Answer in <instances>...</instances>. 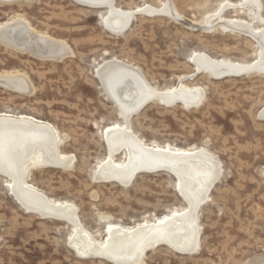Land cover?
I'll return each mask as SVG.
<instances>
[{
  "label": "rangeland",
  "instance_id": "obj_1",
  "mask_svg": "<svg viewBox=\"0 0 264 264\" xmlns=\"http://www.w3.org/2000/svg\"><path fill=\"white\" fill-rule=\"evenodd\" d=\"M164 1L115 3L134 9ZM172 1L180 16L136 14L121 35L102 23L104 6L75 0L0 3V25L23 16L72 50L63 60H45L0 43V73H24L34 86L25 94L0 84V113L30 115L51 124L60 150L74 156L73 161L66 168L35 162L25 182L51 200L75 205L84 230L104 243L110 227L158 220L182 210L187 201L169 172L141 173L127 186L96 179L95 171L107 157L105 130L125 124L98 77V65L113 56L124 59L160 88L189 74L184 83L205 93L198 107L149 102L132 115L128 127L148 144L204 148L222 172L197 209L198 248L182 254L161 242L146 249L138 264H264V74L214 78L194 72L190 60L194 51H205L253 62L260 45L251 34L203 25L227 0ZM225 15L262 27L245 8L229 9ZM123 156L125 160L123 153L116 159ZM10 191L9 180L0 176V264H117L78 253L71 241L73 224L27 211Z\"/></svg>",
  "mask_w": 264,
  "mask_h": 264
},
{
  "label": "bare ground",
  "instance_id": "obj_2",
  "mask_svg": "<svg viewBox=\"0 0 264 264\" xmlns=\"http://www.w3.org/2000/svg\"><path fill=\"white\" fill-rule=\"evenodd\" d=\"M17 1L21 0H0V3ZM75 1L93 7H106V12H101L102 23L118 35L128 29L136 14H168L175 18L180 16L171 0H165L159 6L144 4L134 9H124L115 0ZM239 8H245L246 12L248 10L250 17L260 21L262 27L258 29L246 19L225 15L229 9L237 11ZM262 8L261 0H227L202 21L210 30L220 27L225 31L251 34L260 45L258 59L242 62L217 58L205 51H194L190 57L196 67L194 72L203 71L214 78L227 74L232 76L233 73L264 74ZM0 43L45 60L60 61L72 53L65 40L38 30L28 19L19 15L0 25ZM96 70L107 95L125 123L105 130L107 157L96 169V179L127 186L141 173L169 172L178 179L180 191L187 201L186 207L174 210L155 221H145L129 227L112 226L104 243L94 240L82 227L75 205L68 201L51 200L44 192L25 182L30 167L36 166V163L66 168L74 158L62 153L58 136L51 124L30 115L0 113V176L9 180L10 194L27 211L73 224L75 233L71 241L81 255L104 258L117 264H138L146 249L156 247L161 242L182 254H192L200 241L197 209L208 198L219 178L222 172L220 164L204 148L191 146L186 150L156 141L145 143L128 125L132 115L149 102L198 107L205 97L203 88L184 83L189 74L180 76L176 85L160 88L148 80L139 66L115 56L102 61ZM0 84L25 94L34 90L28 76L17 71L0 73ZM261 116H264V107ZM120 153L125 155V160L124 156L123 159H116Z\"/></svg>",
  "mask_w": 264,
  "mask_h": 264
},
{
  "label": "water",
  "instance_id": "obj_3",
  "mask_svg": "<svg viewBox=\"0 0 264 264\" xmlns=\"http://www.w3.org/2000/svg\"><path fill=\"white\" fill-rule=\"evenodd\" d=\"M238 73H233L232 75H237ZM226 76H228V74L227 75H223L222 77H217V78H223V77H226ZM218 180V179H217ZM216 183V182H215Z\"/></svg>",
  "mask_w": 264,
  "mask_h": 264
}]
</instances>
